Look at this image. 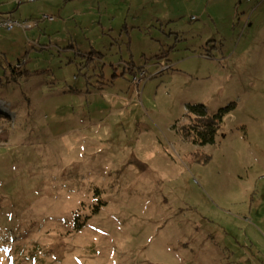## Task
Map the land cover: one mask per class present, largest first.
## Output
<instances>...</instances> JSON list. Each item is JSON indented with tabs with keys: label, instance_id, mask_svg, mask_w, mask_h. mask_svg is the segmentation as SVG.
Returning a JSON list of instances; mask_svg holds the SVG:
<instances>
[{
	"label": "rangeland",
	"instance_id": "obj_1",
	"mask_svg": "<svg viewBox=\"0 0 264 264\" xmlns=\"http://www.w3.org/2000/svg\"><path fill=\"white\" fill-rule=\"evenodd\" d=\"M143 5L139 45L3 29L0 264H264V0Z\"/></svg>",
	"mask_w": 264,
	"mask_h": 264
},
{
	"label": "crops",
	"instance_id": "obj_2",
	"mask_svg": "<svg viewBox=\"0 0 264 264\" xmlns=\"http://www.w3.org/2000/svg\"><path fill=\"white\" fill-rule=\"evenodd\" d=\"M154 0H0V17H11L18 20L21 24L30 20L42 21L47 23L49 28L60 37L62 42H68L72 39V30H80L77 34L82 41L100 40L103 44H107L113 37L106 39L100 38L99 35L105 34L104 29L109 31H118V40L126 44H135L130 35L128 40L122 37V29L125 25H129L136 31L140 25L151 27L157 23L156 13H162L163 10L153 6L151 9H145L147 2ZM40 19V20H38ZM38 25V24H36ZM23 25V29L30 28ZM137 28V29H136ZM0 26V46H7L13 39H3L6 33ZM137 34V33H136ZM152 41V37H148ZM142 43V42H141ZM140 43V44H141ZM5 47H0V50ZM130 52V49L128 50ZM148 54V57L156 56V59L165 58L168 61L167 52H156L152 50L141 52ZM136 51L131 53L135 54ZM157 54H161L157 56ZM146 56V55H145ZM144 56L143 63L146 58ZM169 56V54H168ZM159 63V62H158ZM156 64L152 62V65ZM150 64L149 67L151 68Z\"/></svg>",
	"mask_w": 264,
	"mask_h": 264
},
{
	"label": "trees",
	"instance_id": "obj_3",
	"mask_svg": "<svg viewBox=\"0 0 264 264\" xmlns=\"http://www.w3.org/2000/svg\"><path fill=\"white\" fill-rule=\"evenodd\" d=\"M193 110L196 112V120L198 122V137H200V143L212 142L213 133L215 131L220 114L217 113L210 118L205 117V110L202 106L195 107Z\"/></svg>",
	"mask_w": 264,
	"mask_h": 264
},
{
	"label": "built area",
	"instance_id": "obj_4",
	"mask_svg": "<svg viewBox=\"0 0 264 264\" xmlns=\"http://www.w3.org/2000/svg\"><path fill=\"white\" fill-rule=\"evenodd\" d=\"M20 24L21 23L14 18H11V17L2 18V17H0V26L5 28V29H11L13 26L20 25Z\"/></svg>",
	"mask_w": 264,
	"mask_h": 264
}]
</instances>
